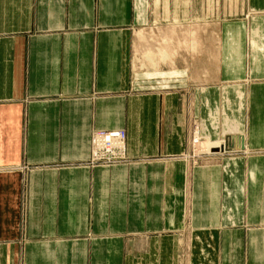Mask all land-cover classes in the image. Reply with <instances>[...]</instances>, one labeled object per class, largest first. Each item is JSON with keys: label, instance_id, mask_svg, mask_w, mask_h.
I'll return each instance as SVG.
<instances>
[{"label": "crops", "instance_id": "1", "mask_svg": "<svg viewBox=\"0 0 264 264\" xmlns=\"http://www.w3.org/2000/svg\"><path fill=\"white\" fill-rule=\"evenodd\" d=\"M229 1L169 82L133 67L144 0H0V264H264V0ZM195 124L223 157L188 160Z\"/></svg>", "mask_w": 264, "mask_h": 264}, {"label": "rangeland", "instance_id": "2", "mask_svg": "<svg viewBox=\"0 0 264 264\" xmlns=\"http://www.w3.org/2000/svg\"><path fill=\"white\" fill-rule=\"evenodd\" d=\"M144 1L148 20L135 30L132 45L135 72L150 71L154 74L164 70L169 82L176 77L187 80L191 63H208L207 59L212 56L215 59L220 18L217 11L221 0ZM225 1L221 4L225 6V13L235 12V6L230 7L231 2ZM190 123L193 124L192 120ZM239 137L240 149L244 144L241 143L243 136ZM227 149L224 138L203 137L199 125L197 131L195 124L188 136L185 153L190 162L201 159L204 161L202 163H206L215 154L223 157ZM181 255L178 257L181 258ZM179 264H183L181 259Z\"/></svg>", "mask_w": 264, "mask_h": 264}, {"label": "built area", "instance_id": "3", "mask_svg": "<svg viewBox=\"0 0 264 264\" xmlns=\"http://www.w3.org/2000/svg\"><path fill=\"white\" fill-rule=\"evenodd\" d=\"M125 130L103 129L94 130L90 137V165H110L126 161Z\"/></svg>", "mask_w": 264, "mask_h": 264}, {"label": "bare ground", "instance_id": "4", "mask_svg": "<svg viewBox=\"0 0 264 264\" xmlns=\"http://www.w3.org/2000/svg\"><path fill=\"white\" fill-rule=\"evenodd\" d=\"M159 50V49H158ZM163 50V49H162ZM161 51V50H160ZM204 146V145H203ZM217 149V148H216Z\"/></svg>", "mask_w": 264, "mask_h": 264}]
</instances>
